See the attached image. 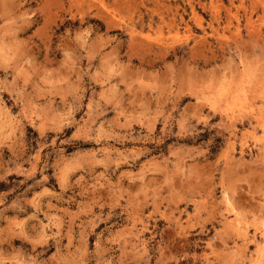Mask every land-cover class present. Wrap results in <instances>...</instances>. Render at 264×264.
<instances>
[{"label": "rangeland", "instance_id": "rangeland-1", "mask_svg": "<svg viewBox=\"0 0 264 264\" xmlns=\"http://www.w3.org/2000/svg\"><path fill=\"white\" fill-rule=\"evenodd\" d=\"M262 126L264 0H0V264H264Z\"/></svg>", "mask_w": 264, "mask_h": 264}, {"label": "bare ground", "instance_id": "bare-ground-1", "mask_svg": "<svg viewBox=\"0 0 264 264\" xmlns=\"http://www.w3.org/2000/svg\"><path fill=\"white\" fill-rule=\"evenodd\" d=\"M263 127V126H262ZM264 128V127H263ZM240 249V248H239Z\"/></svg>", "mask_w": 264, "mask_h": 264}]
</instances>
